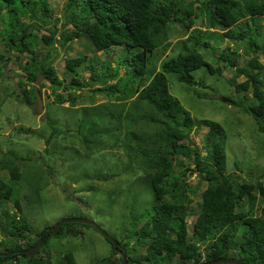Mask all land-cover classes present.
I'll return each mask as SVG.
<instances>
[{
  "label": "trees",
  "instance_id": "16d2710c",
  "mask_svg": "<svg viewBox=\"0 0 264 264\" xmlns=\"http://www.w3.org/2000/svg\"><path fill=\"white\" fill-rule=\"evenodd\" d=\"M199 12L205 14V23L195 27ZM52 17L45 0H0L4 50L15 52L19 60L25 55L20 61L25 77L19 84L27 103L32 104L36 91L40 92L34 82L41 78L48 82L55 103L68 102L66 111L79 112L73 115L76 128L66 129L69 137L71 132L79 137L77 155L90 159L108 147L112 155V150L120 148L128 166L134 164L142 171L138 181L149 186L152 200L140 206L144 208L141 213H131L128 233L122 240L116 239L118 248L126 250L127 264H192L232 256L245 263L264 264V205L256 214L252 193L256 187L264 198L260 183L264 174L254 186L227 173L224 128L217 121L193 118L170 92L166 77L173 73L181 83L204 86L194 78L196 69L205 67L219 74L234 67L226 80L240 97L230 103L250 114L264 135V63L259 59L260 54L264 58V0H65L61 17ZM37 20L52 23L48 34L32 31L42 28ZM173 24L181 26L186 36L176 42L175 55L159 60L157 53L166 51L175 35ZM214 37L244 45L243 53L227 46L219 48L215 60L224 69L214 67L200 52L211 46ZM76 39H85L96 52L108 53L115 47L122 51L114 65L107 59L98 63L85 54L65 56L59 76L54 65L59 49L70 47ZM3 55L0 52V61ZM241 56L243 65L238 60ZM82 70L90 71L88 78ZM3 72L0 65V78ZM241 75L245 79L239 82ZM83 88H88L90 100L78 105L81 92L77 91ZM96 92L112 99L96 103L92 99ZM48 118L51 128L46 140L50 142L61 130L56 126L58 120ZM194 125L208 126L201 145L189 139ZM18 159L12 151L0 159V170L8 173V178L0 177V231L4 236L0 264H78L72 252L54 256L50 246L53 235H74L75 228L67 232L63 228L76 222L64 223L55 232L51 227L57 222L35 230L25 214L24 200L31 205L33 199L32 192L19 186ZM124 171L94 176L106 179ZM191 175L198 178L194 184ZM201 181L206 187L198 193L201 200L190 230L187 219L193 214L192 194H197ZM35 193L39 195V190ZM8 203L15 211L7 208ZM139 221L143 222L137 227ZM41 234L44 240L37 253L27 256L25 251L37 244ZM111 246V254L98 264H125L122 252L113 243ZM138 248L145 252L135 254Z\"/></svg>",
  "mask_w": 264,
  "mask_h": 264
},
{
  "label": "rangeland",
  "instance_id": "374dc122",
  "mask_svg": "<svg viewBox=\"0 0 264 264\" xmlns=\"http://www.w3.org/2000/svg\"><path fill=\"white\" fill-rule=\"evenodd\" d=\"M45 1L51 9L52 18L61 17L65 0ZM195 5L198 6V2ZM199 13L200 17L195 20V27L205 23V14ZM1 24L0 18V27ZM37 24L42 25V28L39 30L33 28L32 31L38 35L48 34L52 27V23L43 24L40 20H37ZM56 26L60 27V22ZM173 26L175 35L171 40V45L163 53H157L159 60L175 55L178 51L176 42L186 36L183 35L181 26L178 24H173ZM210 42L211 46L208 49L201 48L200 52L214 67L221 68L222 66L223 69L225 67L220 60H215L219 48L227 46L230 49H236L238 53L244 51L243 44L237 46L227 38L214 37L210 39ZM69 45L70 47L59 49L60 53L54 61L59 76L62 73L65 56L74 57L85 54L90 58H97L98 63L107 59L114 65L118 52L122 51L121 48L115 47L108 53L96 52L85 39L73 40ZM4 47L0 35V52L4 54V58L0 61V65L4 67L3 77L0 78V159L4 153L12 151L20 160L18 162L21 172L19 186L28 193L32 192V203L30 205L24 200L25 206L28 207L24 210L34 229L40 230L45 225L55 224L65 217H85L97 222L115 239L122 240L130 229L131 213H141L144 208L140 206H145L147 201L152 200V191L149 186L138 181L142 171L137 170L134 164L128 166V161L120 148L112 150V155L111 148L108 147L90 159H83L77 155L74 151L80 147L79 137L72 132L69 137L66 129L76 128L74 118L79 115V112L66 111L64 107L69 105L68 102L55 103L54 94L48 82L41 78L34 82L40 92L36 91L32 104L27 103L22 96L23 86L19 84V81L25 77L20 67V61L25 60V55L21 54L19 60L18 54L7 53ZM213 47H216L215 53H213ZM243 59L244 56L238 59L240 65H243ZM259 59L264 63L262 54L259 55ZM233 69L234 67L228 69L226 67L219 74L210 73L205 67L196 69L193 71L194 78L204 86L198 83L195 85L181 83L173 73L167 74L166 77L170 92L178 98L193 118L217 121L224 128L227 136L225 142L227 173L236 175L235 178L240 181L247 180L257 186L258 179L264 174V135L257 130L250 114L242 110L240 106L220 99V97H227L237 101L240 97V94L236 93L226 80V77H232ZM120 73L123 74L124 69H121ZM89 74L90 71L82 70L84 77L88 78ZM244 79V75L237 78L239 82ZM77 92H81L78 105L81 100L85 102L90 100L88 88ZM92 99L99 103L112 98L107 97L106 93L96 92L92 94ZM48 117L58 120L56 126L61 130L59 133L61 135L53 137L50 142L46 140L51 128L47 122ZM207 130L206 125H194L189 139L195 145H201L203 135ZM185 142L190 143L188 138ZM202 154L205 152L202 151ZM125 167L127 168L124 169ZM119 171L124 172L106 179L94 176L98 173L111 174ZM0 177L8 178V173L0 170ZM189 180L194 184L198 178L191 175ZM260 183L264 185V180ZM33 187L36 189L33 190ZM205 187L206 183L201 181L197 194H192L194 202L190 207L193 209V214L187 219L190 230L201 200L198 193ZM38 190L39 195L35 193ZM252 193H255L254 208L257 210L256 214H259L260 208L264 205V198L258 193L256 187ZM7 208L15 211L12 203H8ZM142 222H137V227ZM73 228L77 230L74 235L50 237V246L54 256L61 251H70L78 264H98L100 259L111 254V242L95 228L76 222L66 224L63 230L67 232L68 229ZM35 237V233L30 236L32 240ZM0 239H4L1 231ZM129 245H132V242ZM139 252H145V250L138 248L135 254Z\"/></svg>",
  "mask_w": 264,
  "mask_h": 264
},
{
  "label": "water",
  "instance_id": "95a60500",
  "mask_svg": "<svg viewBox=\"0 0 264 264\" xmlns=\"http://www.w3.org/2000/svg\"><path fill=\"white\" fill-rule=\"evenodd\" d=\"M220 99L222 101L225 102H230V98L227 97H220ZM68 222H81V223H87L90 224L92 226H94L96 228L97 231H99L104 237H106L109 241H111V243H113L115 248L119 247V242L113 237L111 236L103 227H101L97 222H95L92 219L89 218H85V217H65L63 219H61L60 221H58L54 226L51 227V231L55 232L62 224L64 223H68ZM48 229V227L46 228ZM44 232V231H43ZM43 237L42 234L39 237V241L37 242L36 245L29 247L25 253L27 256H34L38 249L40 248L42 242H43ZM119 249V248H118ZM122 252V257H123V261L125 264H127V254H126V250L123 249H119ZM231 263V264H249V263H245L240 261V259H238L237 257H226V258H219V259H215L212 261H204V262H200V263H192V264H216V263ZM136 264H145L143 262H139Z\"/></svg>",
  "mask_w": 264,
  "mask_h": 264
},
{
  "label": "flooded vegetation",
  "instance_id": "af4514ba",
  "mask_svg": "<svg viewBox=\"0 0 264 264\" xmlns=\"http://www.w3.org/2000/svg\"><path fill=\"white\" fill-rule=\"evenodd\" d=\"M118 251V250H117Z\"/></svg>",
  "mask_w": 264,
  "mask_h": 264
}]
</instances>
